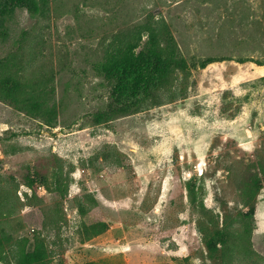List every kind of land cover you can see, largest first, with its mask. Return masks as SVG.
I'll return each instance as SVG.
<instances>
[{"label":"rangeland","instance_id":"obj_1","mask_svg":"<svg viewBox=\"0 0 264 264\" xmlns=\"http://www.w3.org/2000/svg\"><path fill=\"white\" fill-rule=\"evenodd\" d=\"M46 1L0 0V86L57 104L0 100V264H264V0ZM147 25L189 70L112 97L98 65Z\"/></svg>","mask_w":264,"mask_h":264},{"label":"trees","instance_id":"obj_2","mask_svg":"<svg viewBox=\"0 0 264 264\" xmlns=\"http://www.w3.org/2000/svg\"><path fill=\"white\" fill-rule=\"evenodd\" d=\"M47 5L46 0H27V9L32 15L40 13ZM9 14L11 12H8ZM0 18L3 19L1 14ZM161 27L163 28V25ZM162 28L155 30L147 25L143 32L140 33V28L135 29L120 38H115L108 45L104 59L98 65V71L116 89L112 97L157 100V92L161 87L168 85L175 71L188 72L189 66L178 51L174 39ZM7 32V28H3V35L6 36ZM145 32L147 37L143 42ZM3 66L7 68L6 74L10 72L4 79L7 77L13 82L17 80L13 76V70H17V64L13 62L9 64L6 61ZM24 89H26L24 85L0 86V100L9 101L14 106L21 107L39 117H50L56 114L54 90L52 95L45 90L37 92ZM136 106L110 109L108 112L98 114L97 121L102 123L104 120L108 121L128 114Z\"/></svg>","mask_w":264,"mask_h":264}]
</instances>
